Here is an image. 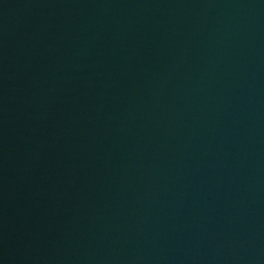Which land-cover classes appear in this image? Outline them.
<instances>
[{
	"label": "water",
	"instance_id": "1",
	"mask_svg": "<svg viewBox=\"0 0 264 264\" xmlns=\"http://www.w3.org/2000/svg\"><path fill=\"white\" fill-rule=\"evenodd\" d=\"M0 264H264V0H0Z\"/></svg>",
	"mask_w": 264,
	"mask_h": 264
}]
</instances>
